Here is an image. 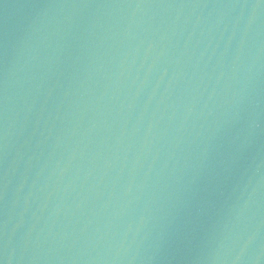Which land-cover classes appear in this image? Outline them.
<instances>
[{"label": "water", "instance_id": "obj_1", "mask_svg": "<svg viewBox=\"0 0 264 264\" xmlns=\"http://www.w3.org/2000/svg\"><path fill=\"white\" fill-rule=\"evenodd\" d=\"M0 264H264V0H0Z\"/></svg>", "mask_w": 264, "mask_h": 264}]
</instances>
